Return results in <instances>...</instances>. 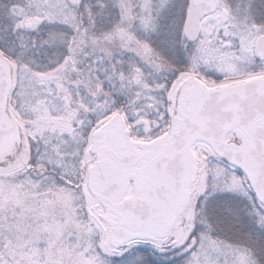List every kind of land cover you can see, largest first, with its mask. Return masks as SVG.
<instances>
[{"label": "snow or ice", "instance_id": "obj_1", "mask_svg": "<svg viewBox=\"0 0 264 264\" xmlns=\"http://www.w3.org/2000/svg\"><path fill=\"white\" fill-rule=\"evenodd\" d=\"M212 67L264 75V0H0V264H264V160L207 158L130 215L81 191L103 117Z\"/></svg>", "mask_w": 264, "mask_h": 264}, {"label": "water", "instance_id": "obj_2", "mask_svg": "<svg viewBox=\"0 0 264 264\" xmlns=\"http://www.w3.org/2000/svg\"><path fill=\"white\" fill-rule=\"evenodd\" d=\"M195 90L192 101L198 102L197 107L189 110L188 114L173 117L172 133L166 139L155 140L149 144L168 153L167 156L161 154L159 158L157 157V168H155L165 173L168 178L169 175L171 178L175 174L178 179H181L186 169L193 171L194 154L191 146L197 138L207 140L222 158L264 160V132L253 131L255 120L264 116V78L215 90H206L201 83L197 82ZM234 127H244L253 131L256 141L247 147L239 149L233 147L225 140V136ZM101 133L102 131L97 132L96 137H99ZM114 169L119 170L116 167ZM116 180V178L113 179V181ZM122 183H117L116 192ZM108 185L104 177L102 184L92 182L91 186L94 191L105 197L106 193L100 186L107 188ZM161 193L159 196L163 197ZM108 202L112 207L120 208L122 212H116L118 215H130L146 207H157L155 201L149 203L139 197L128 198L121 202L116 198Z\"/></svg>", "mask_w": 264, "mask_h": 264}, {"label": "flooded vegetation", "instance_id": "obj_3", "mask_svg": "<svg viewBox=\"0 0 264 264\" xmlns=\"http://www.w3.org/2000/svg\"><path fill=\"white\" fill-rule=\"evenodd\" d=\"M257 78H264V75H258L248 80L217 88H208L199 80L189 79L182 90V95L190 107L187 109V112L181 115L188 114L189 110L196 108L198 105L197 101H192L196 92L197 82L201 83L206 90H215ZM120 124L123 125V121ZM122 128L121 125L115 122L111 133L106 134L101 130V135L97 137L100 143L97 141L92 142L90 145V151L94 157L92 159V165L89 168V183L96 182L97 184H102L105 177L109 185L107 188L106 186L105 188L100 186V188L102 190L104 189L103 191L106 193L105 198L107 201L116 200L117 198L121 202L128 198L139 197L149 203L155 201V205L159 208L166 207L173 200L179 188L187 181L189 175L196 170V154L193 150L194 144L199 140L206 142L207 140L197 138L191 146L194 154L193 164L195 166L193 171L186 169L181 179H178L175 174L171 178L169 175L168 178L165 173L156 169V160L161 154L167 156L168 153L163 152L160 148L151 147L149 144L154 140L166 139L173 131L172 121L170 129L167 132L152 140L134 139L131 137L128 129ZM255 128L258 129L255 130ZM253 131L264 132V116L258 117L255 120ZM253 131L244 127H234L227 132L225 140L237 149L247 147L256 141ZM93 166L95 167V178L92 177ZM114 167L119 170H115ZM114 178L117 180L113 181ZM117 183H122V185L116 192ZM160 193L163 197L159 196ZM111 208L115 212H122L120 208L112 206Z\"/></svg>", "mask_w": 264, "mask_h": 264}, {"label": "rangeland", "instance_id": "obj_4", "mask_svg": "<svg viewBox=\"0 0 264 264\" xmlns=\"http://www.w3.org/2000/svg\"><path fill=\"white\" fill-rule=\"evenodd\" d=\"M236 72L237 70L235 68L212 67L211 75L201 74L199 78H197L195 75L188 77L185 81L181 82V85L176 91L171 92L169 96L171 102L167 105H162L164 110L162 111L160 109H156L155 114L152 116H140L139 118L131 121H129L128 118L123 114L114 113L110 116L103 117L98 122L99 127H96L88 136V143L85 145L80 164V167L83 168V171L80 174L82 177L80 180V187L89 212L91 213L92 209L95 208L98 209L102 215L107 216L115 214L113 213L111 207L105 203L98 194L93 192L89 186V168L92 165V159L94 157L93 153L90 151V145L92 142L98 141V143H100L99 138L95 137V132L102 130L106 134H109L112 132L114 123L116 122L118 125L123 127L122 129H128L132 138L152 140L155 137L163 135L170 129L171 121L174 116H179L182 113L187 112V109L190 107V105H187L186 101L184 100L182 90L189 79L199 80L208 88H217L258 76L252 73L241 76L237 75ZM121 121H123V125L120 124ZM140 127H143V129H138L139 131H135L136 128ZM193 150L196 154V168L201 161L207 158H211L214 162L218 157L221 158L216 150L206 141H197L193 146ZM191 174L189 175V178ZM92 177L95 178L94 166L92 168Z\"/></svg>", "mask_w": 264, "mask_h": 264}, {"label": "trees", "instance_id": "obj_5", "mask_svg": "<svg viewBox=\"0 0 264 264\" xmlns=\"http://www.w3.org/2000/svg\"><path fill=\"white\" fill-rule=\"evenodd\" d=\"M94 129H95V128H94ZM94 129H93V130H94ZM138 129H139V130H141V129H143V127L136 128V130H135V131H137ZM139 130H138V131H139ZM92 132H93V131H92ZM92 132H91V133H92ZM91 133H90V134H91ZM90 134H89V135H90Z\"/></svg>", "mask_w": 264, "mask_h": 264}]
</instances>
